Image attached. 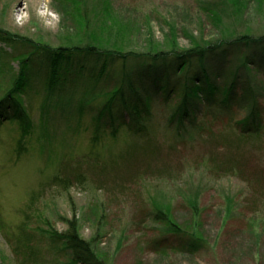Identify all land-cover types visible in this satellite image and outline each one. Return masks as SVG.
I'll return each mask as SVG.
<instances>
[{"label": "rangeland", "instance_id": "obj_1", "mask_svg": "<svg viewBox=\"0 0 264 264\" xmlns=\"http://www.w3.org/2000/svg\"><path fill=\"white\" fill-rule=\"evenodd\" d=\"M232 2L0 0V29L52 47L95 46L133 54L116 65V70L131 72L141 70L152 53L200 52L199 48L243 35L264 37V0H240V6ZM243 56L234 52L225 61L220 55L207 59L208 65L218 60L220 86L229 84ZM5 58L2 54L0 61ZM91 67L81 72L77 94L104 89L83 81ZM251 70L254 91L264 106V71ZM40 85L23 96L34 128L22 150L13 110L0 119V264H22L24 259L29 264L16 239L24 226L21 211L29 205L27 246L38 251L39 264L58 263L54 255L51 263L50 251L64 247L45 231L64 233L72 226L111 264H264V138L241 137L235 125L249 115V104L245 108L238 104L231 114L198 111L195 120L186 122L180 136H175L176 126L168 120L180 99L159 97L152 104L150 135L142 146L147 139L153 142L139 151L127 127L114 137L107 129L100 142L92 140L91 124L98 108L88 94L80 99V104L88 103L86 114L74 120L70 96L49 98L47 86ZM65 152L76 157L91 152L112 159L102 172L87 162L82 168L64 170L61 155ZM124 153L128 159L118 160ZM64 180L70 183L63 184ZM147 209L165 212L177 224L186 223L189 234L195 227L210 243L203 241L193 255L172 251L156 255L146 250V239L166 228L153 215L148 217ZM3 229L14 236L10 244ZM65 255L60 254V262L69 264L65 261L71 256Z\"/></svg>", "mask_w": 264, "mask_h": 264}, {"label": "trees", "instance_id": "obj_2", "mask_svg": "<svg viewBox=\"0 0 264 264\" xmlns=\"http://www.w3.org/2000/svg\"><path fill=\"white\" fill-rule=\"evenodd\" d=\"M239 1L233 0L232 4L240 6ZM199 50L200 52L175 50L152 53L148 57L150 59L141 66L143 67L141 70L129 72L116 70V65L121 62L125 63L131 56H134L133 54L103 50L95 46L52 47L0 29V57L2 54L6 56L4 62L0 61V75L2 76L0 119L7 118L10 108L13 110V119L17 120L18 134L21 136L19 147L22 150L24 140L29 137L34 128V121L23 105V96L26 92H34L42 83L47 86L49 98L61 94L70 96V113L74 120L77 116L80 118L77 119L81 120L87 112L85 106L88 103L80 104L82 96L88 94L90 101H95L98 112L94 117L93 126L91 124L94 142H100L104 135L103 132L107 129L111 128L110 134L114 137L123 127H127L131 132L130 137L133 136L130 141L132 144L138 141L135 146L140 147L139 151L141 147L151 145L152 140L147 139L144 146H142V141L150 135L151 107L155 99L159 97L165 100H172L173 97L180 99L177 109L168 120L170 126H176L175 136H180L178 132L181 128H185L186 122L192 123V120H195L193 114L196 115L198 111L201 113L207 110L206 115L215 110L231 114L238 104L244 105V108L246 104H249V115L235 125H238L241 137L263 139L264 106L259 100V95L254 91L253 77L250 73L253 68L264 71V37L248 34L230 41H222L219 45L211 46L209 49L199 48ZM234 52L244 54L242 64L233 78L227 81L229 84L222 87L216 78L219 68L215 65H218V60L211 66L207 64V59L220 55L225 61ZM14 61L18 69L14 67ZM90 64L92 67L89 75L88 77L86 75L83 81L86 80L88 85L95 82L97 87L103 86L104 89L96 93L95 90L90 93L85 90L77 94V82L83 78L80 74L83 70L86 71ZM45 108L47 107H44V112ZM171 130H173L172 127L169 131ZM107 156L90 152L76 157L65 152L61 155L66 160H63L62 167L78 165L82 168L83 164L90 163L89 166L92 169H99L102 172L112 159ZM137 156L136 154L134 157ZM118 157V160L127 158L125 153ZM131 158L133 160V157ZM110 166L115 169L113 164ZM81 175L84 174L77 176L81 177ZM43 181L46 182L47 179ZM65 183H70V181L64 180L63 184ZM31 208L29 205L21 211L24 226L22 225V232L16 239L18 245H23L26 251L25 258H29V264H39L38 251H33L31 245L27 246L30 241L28 221ZM147 210L148 217L153 215L155 220L162 221L166 228H163L161 235L146 239V250L156 255L167 254L169 251L193 255L202 246L203 241L210 243V240L196 232L195 227L196 233L193 231L189 234L184 229L189 226L186 223L182 224L183 227L168 217L165 212ZM199 214L201 215V212L195 216ZM74 220L70 222L76 224ZM1 225L4 227V224ZM45 233L51 237L53 242L64 245L61 249L58 247L57 251H50L51 263H54V255L55 260H58V263L54 264H62L60 254L64 252L66 258L71 256L65 263L111 264V260H107L103 252L95 251L91 241L81 237L75 226L64 233H58L55 230L45 231ZM3 234L6 242L10 244L14 236L5 229H3ZM173 236L176 239L171 238ZM179 239L184 240L178 241ZM18 249L19 247L16 251ZM64 249L70 251H63ZM22 264H27L25 259Z\"/></svg>", "mask_w": 264, "mask_h": 264}]
</instances>
